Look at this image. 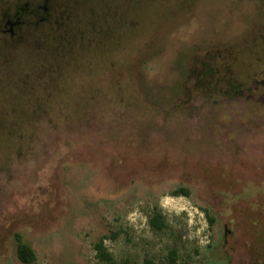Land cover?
<instances>
[{"label": "rangeland", "instance_id": "obj_1", "mask_svg": "<svg viewBox=\"0 0 264 264\" xmlns=\"http://www.w3.org/2000/svg\"><path fill=\"white\" fill-rule=\"evenodd\" d=\"M47 4L55 56L0 48V264H264V0Z\"/></svg>", "mask_w": 264, "mask_h": 264}, {"label": "trees", "instance_id": "obj_2", "mask_svg": "<svg viewBox=\"0 0 264 264\" xmlns=\"http://www.w3.org/2000/svg\"><path fill=\"white\" fill-rule=\"evenodd\" d=\"M17 9L15 11L18 12V17H19V22L18 24L14 25L12 27V31L10 32V25L13 22H9L8 25L6 24V20L3 19V15L5 13H8V11H5L3 13H1V17H0V48L2 50V48H4V51H1V53L4 55V53H7L6 50L9 48L11 49H17L19 48L20 43H22V39L23 36L20 37L19 32L21 28H23L24 30H27L28 32L33 31V30H39L41 28L42 25H50L51 30H50V36L48 37V42L47 45L50 49V51L52 52V54L55 56L56 53H58L61 49V47H63V43L60 47V43L62 41V35L63 32H67L68 29H63L62 33H56L59 32V30H56L59 26V29L61 28V26H64L65 24H67L66 19L64 16H61V18H51L49 19V22L47 21V19L45 20L44 18H46V12L44 11V9L42 7H40L37 10H31V9H27L26 7H24V5H19L18 7H16ZM43 18V19H42ZM64 19V20H63ZM22 21H25V23H23ZM26 22H28V24L26 25ZM47 23V24H45ZM68 26V25H67ZM13 33V34H12ZM68 39V38H67ZM70 40V39H69ZM46 43V42H45ZM11 52V51H9ZM11 58H7L6 62H10ZM176 194H182L184 196H188L189 192L187 189L184 188H179L176 191ZM210 222H212V218H209ZM149 225L150 227L155 230V231H159L163 228L164 226V222L162 219V216L159 214H154L152 217H150L149 219ZM17 238V249H16V254H17V258L20 260V262L25 263V264H30L32 262H34L36 260V256L34 254V252L24 243H22L21 239L19 236L16 237ZM94 248L96 250V256L97 258L104 262L105 264H130L127 260L123 261L121 263H117L113 257L111 256V254L107 253L106 250L103 248L102 243L98 242L94 245ZM177 258H176V254L175 251H170L169 255H168V262H170V264H176ZM135 264V263H134ZM145 264H155L153 263L151 260H145Z\"/></svg>", "mask_w": 264, "mask_h": 264}, {"label": "flooded vegetation", "instance_id": "obj_3", "mask_svg": "<svg viewBox=\"0 0 264 264\" xmlns=\"http://www.w3.org/2000/svg\"><path fill=\"white\" fill-rule=\"evenodd\" d=\"M48 0H35L34 3H29V4H23L24 7H26L27 9H31V10H37L39 9L40 7H42L44 9V11L46 12V18H44L45 20L47 19V21L49 22V19H51L53 17V14L50 13L51 10V6H49L48 4ZM19 5L15 6L12 11L9 9L8 10V13H5L3 15V19L6 20V24L5 25H8L9 22H13L11 23L10 25V32L12 31V27L18 23H20L19 21V17L17 16L18 15V12L15 11ZM11 11V12H10ZM43 19V18H42ZM23 23H25V21H22ZM28 24V22H26V25ZM47 24V23H45ZM20 32H19V36L22 37L23 35H25L28 31L27 30H24L23 28L19 29ZM13 34V33H12ZM144 264H145V261H144ZM168 264H170V262H168Z\"/></svg>", "mask_w": 264, "mask_h": 264}]
</instances>
